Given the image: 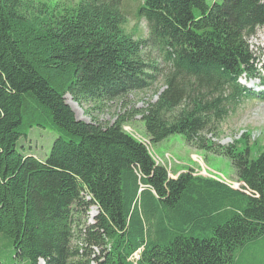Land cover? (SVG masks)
I'll list each match as a JSON object with an SVG mask.
<instances>
[{
  "label": "trees",
  "instance_id": "obj_1",
  "mask_svg": "<svg viewBox=\"0 0 264 264\" xmlns=\"http://www.w3.org/2000/svg\"><path fill=\"white\" fill-rule=\"evenodd\" d=\"M51 2L0 0V243L14 264H130L137 251L138 264H252L264 245V149L249 134L224 148L206 133L238 100H264L239 83L264 86L248 44L264 29V0H143L147 40L126 31L122 0ZM150 46L169 67L166 89L133 117L151 144L179 135L230 159L242 191L193 170L170 178L124 131L126 116L103 127L66 103L101 109L151 91ZM34 127L59 135L41 161L17 150ZM93 206L95 223L80 228Z\"/></svg>",
  "mask_w": 264,
  "mask_h": 264
},
{
  "label": "rangeland",
  "instance_id": "obj_2",
  "mask_svg": "<svg viewBox=\"0 0 264 264\" xmlns=\"http://www.w3.org/2000/svg\"><path fill=\"white\" fill-rule=\"evenodd\" d=\"M77 1L52 0L51 3L64 8ZM222 1L206 0L210 6L215 2L221 3ZM35 5L37 6L36 3ZM142 5L143 0H122L121 7L125 17L126 31L136 39L147 40L149 38L147 23L138 17V11ZM248 44L261 63L259 68L264 76V29H259L254 37L249 38ZM145 56L149 64L157 66L160 74L158 83L151 91L131 95L125 103L117 101L105 104L101 109H97L93 103L78 105L70 95H67L66 103L73 110L77 120L107 127L113 125L119 116H126L128 123L123 128L124 131L148 147L152 159L157 165L168 171L170 178H177L181 173L193 170L194 176L212 179L233 189H239L242 182L237 180L230 159L197 150L189 146L179 135H172L157 144H151L150 139L146 137L145 125L141 121V116L133 117V111L144 110L149 104L157 101L158 96L166 89L165 76L169 72V67L164 64L160 50L154 46H150L145 51ZM239 83L249 89L252 94L261 95L264 92V86L259 80L249 81L241 78ZM237 102L236 106L231 108L228 117L218 124L212 133H206L207 138L217 145L228 148L235 145L244 134H249L250 144L256 141L264 149V100L251 96ZM58 136L50 128L34 127L29 131L27 137L20 138L17 150L25 155L34 156L39 161L44 160L50 154L52 145ZM235 185H239V187L236 188ZM89 216L83 215L79 222L80 228L89 224V218H87ZM13 257L14 251L11 247L6 243H0V262L14 264ZM251 263L264 264V245L260 248L256 260H251Z\"/></svg>",
  "mask_w": 264,
  "mask_h": 264
},
{
  "label": "built area",
  "instance_id": "obj_3",
  "mask_svg": "<svg viewBox=\"0 0 264 264\" xmlns=\"http://www.w3.org/2000/svg\"><path fill=\"white\" fill-rule=\"evenodd\" d=\"M156 163V162H155ZM236 188L239 187V185H235ZM245 185L243 183L240 184V188L239 189H234V190H239V191H242V187H244ZM229 187V186H228ZM231 188V187H230ZM233 189V188H231ZM88 200H91V198H87ZM92 211V212H91ZM91 212V213H90ZM90 212L88 213V218H89V224H94L95 223V219L96 217L98 216V209L97 207L93 206L91 207L90 209ZM80 246L83 248L84 246L87 247L86 245L84 244H80ZM83 250V249H82ZM81 250V253H83V251ZM93 250V253H92V259H95L96 257H100L101 256V251L98 249V248H92ZM140 257H141V251H137L136 253H134L130 258H129V262L130 264H138V262L140 261ZM42 264L43 261H41ZM92 264H95V263H92Z\"/></svg>",
  "mask_w": 264,
  "mask_h": 264
},
{
  "label": "bare ground",
  "instance_id": "obj_4",
  "mask_svg": "<svg viewBox=\"0 0 264 264\" xmlns=\"http://www.w3.org/2000/svg\"><path fill=\"white\" fill-rule=\"evenodd\" d=\"M156 165H157V163H156Z\"/></svg>",
  "mask_w": 264,
  "mask_h": 264
},
{
  "label": "crops",
  "instance_id": "obj_5",
  "mask_svg": "<svg viewBox=\"0 0 264 264\" xmlns=\"http://www.w3.org/2000/svg\"><path fill=\"white\" fill-rule=\"evenodd\" d=\"M175 179V178H174Z\"/></svg>",
  "mask_w": 264,
  "mask_h": 264
}]
</instances>
